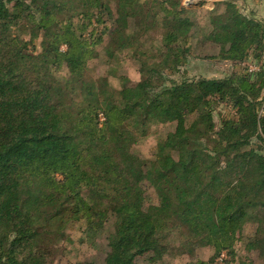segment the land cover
I'll return each instance as SVG.
<instances>
[{"label":"trees","instance_id":"1","mask_svg":"<svg viewBox=\"0 0 264 264\" xmlns=\"http://www.w3.org/2000/svg\"><path fill=\"white\" fill-rule=\"evenodd\" d=\"M190 11L0 0V264H96L64 260L76 225L102 231L106 264H264V21L236 0ZM208 44L244 69L190 78Z\"/></svg>","mask_w":264,"mask_h":264},{"label":"rangeland","instance_id":"2","mask_svg":"<svg viewBox=\"0 0 264 264\" xmlns=\"http://www.w3.org/2000/svg\"><path fill=\"white\" fill-rule=\"evenodd\" d=\"M193 1L194 3L189 4L188 2ZM224 0H182V4L192 11L188 14L192 16L198 23L205 24V17L209 10H212L218 2H222ZM239 5H242L246 8L247 12H254L257 18H261L264 21V0H236ZM204 51V52H203ZM203 52V53H202ZM214 52L213 46L211 47L209 44L206 46L200 47V52L196 53V57L200 58V60H192L191 64L187 67L188 76L191 77H222L226 74L233 72L234 70L244 69V65H240L237 67L232 66L231 64H225L222 62L209 61L208 59H203L205 57V53L212 54ZM251 61V60H250ZM123 66H114L117 67L118 75L128 77L133 81L138 79V72L136 68L132 65V63L127 60L123 63ZM249 68L256 69V65L253 61L247 63ZM97 74L107 75L109 70L112 69V65L97 64ZM251 70V69H250ZM110 81L114 84H119L120 80L117 77H110ZM233 111L224 103L218 105L216 120H219V116L221 114L231 117ZM163 126V125H161ZM160 126V127H161ZM152 139L150 136L143 139L139 145V149L143 154H147L150 150ZM256 141V140H255ZM256 146H263L261 143H254ZM80 225L73 226L68 229V233H70L72 242L66 243L67 248V256L64 257V260L77 262L82 260H92L96 264H106V241L102 236L101 230H90L87 232L80 231ZM250 226L247 227V231H251ZM206 250V249H205ZM246 253H250L244 251ZM203 257H207V251H200ZM254 259H257L256 253L249 254ZM146 257H150L146 255ZM186 255H178V256H169L168 254L163 253L162 257H157L156 260H153L152 264H183L184 260H186ZM140 260L145 261V257L140 258ZM141 262V261H140Z\"/></svg>","mask_w":264,"mask_h":264},{"label":"water","instance_id":"3","mask_svg":"<svg viewBox=\"0 0 264 264\" xmlns=\"http://www.w3.org/2000/svg\"><path fill=\"white\" fill-rule=\"evenodd\" d=\"M189 4H192V3H194L193 1H190V2H188Z\"/></svg>","mask_w":264,"mask_h":264},{"label":"built area","instance_id":"4","mask_svg":"<svg viewBox=\"0 0 264 264\" xmlns=\"http://www.w3.org/2000/svg\"><path fill=\"white\" fill-rule=\"evenodd\" d=\"M251 69H254V68H251Z\"/></svg>","mask_w":264,"mask_h":264},{"label":"crops","instance_id":"5","mask_svg":"<svg viewBox=\"0 0 264 264\" xmlns=\"http://www.w3.org/2000/svg\"><path fill=\"white\" fill-rule=\"evenodd\" d=\"M252 13H254V12H252Z\"/></svg>","mask_w":264,"mask_h":264}]
</instances>
